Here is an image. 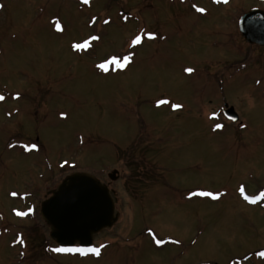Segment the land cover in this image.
Instances as JSON below:
<instances>
[{"label": "rangeland", "instance_id": "1", "mask_svg": "<svg viewBox=\"0 0 264 264\" xmlns=\"http://www.w3.org/2000/svg\"><path fill=\"white\" fill-rule=\"evenodd\" d=\"M211 2H9L0 15V264H264V199H244L264 192V49L238 31L264 0ZM124 55V68L97 67ZM226 104L242 127L225 119ZM74 173L115 191L120 218L95 237L98 255L53 251L40 216Z\"/></svg>", "mask_w": 264, "mask_h": 264}, {"label": "water", "instance_id": "2", "mask_svg": "<svg viewBox=\"0 0 264 264\" xmlns=\"http://www.w3.org/2000/svg\"><path fill=\"white\" fill-rule=\"evenodd\" d=\"M239 28L247 43L264 46V11L252 10L245 14ZM225 108L227 119L239 120L232 107L226 104ZM118 174L113 171L109 178L116 181ZM113 195L108 186L93 175L67 176L41 204L40 216L49 227L50 239L59 247L91 249L95 237L112 229L119 221L120 213Z\"/></svg>", "mask_w": 264, "mask_h": 264}, {"label": "snow or ice", "instance_id": "3", "mask_svg": "<svg viewBox=\"0 0 264 264\" xmlns=\"http://www.w3.org/2000/svg\"><path fill=\"white\" fill-rule=\"evenodd\" d=\"M82 2L84 4H88L90 2V0H82ZM224 3H227L228 0H223ZM199 12L203 13L205 12V9L203 8H199L198 9ZM57 28L59 29L60 28V25L57 24L56 25ZM148 37L150 39L154 38V34L153 33H149L148 34ZM93 39H98V37H93ZM87 42H85L86 44ZM141 43V37L139 35H137L134 39L131 40V45L132 46H136V45H139ZM85 45H82V44H74V48L76 49H80V48H83ZM122 60L123 62H121L120 59H118L117 57H112L110 61L108 62H105V63H100L99 65H97L98 68H100L101 70H104V71H107L108 68H107V64L108 63H111V64H115L118 68H124L131 60V56L130 55H124L122 57ZM185 71L187 72H192L193 69L191 68H188L186 69ZM18 96V94H17ZM4 97L3 95H0V100H3ZM174 108H178V107H181L180 105H173ZM64 115V114H62ZM222 125L220 124H217L216 125V128H221ZM33 148H35L36 146L33 145L32 146ZM239 191L241 192V194L244 193V189L243 187H241L239 189ZM200 196H205V197H211L212 199H216L217 198V194H214L213 192H200L198 193ZM244 199L250 203H253L255 204L258 200H261V199H264V192H261L259 196H255V197H250V196H247L245 195L244 196ZM157 243H160L159 241H157ZM53 251L57 252V253H67V252H85V251H90V252H93V253H96L97 255L99 254V249L97 248H91V249H82V248H65V247H57V248H54L52 249ZM261 256H264V252L260 253Z\"/></svg>", "mask_w": 264, "mask_h": 264}, {"label": "flooded vegetation", "instance_id": "4", "mask_svg": "<svg viewBox=\"0 0 264 264\" xmlns=\"http://www.w3.org/2000/svg\"><path fill=\"white\" fill-rule=\"evenodd\" d=\"M12 0H0V15H1V13H2V11H5V10H7V9H9V6H10V4H9V2H11ZM24 1H26V0H24ZM113 1V0H112ZM201 1H203V2H208V0H201ZM213 2H211L212 3V5H214V6H216V7H222V6H225V3H220V2H218L217 0H212ZM79 2V1H78ZM117 2H121V0H119V1H117ZM191 2H192V0H191ZM227 4V3H226ZM9 11V10H8ZM238 31H239V23H238ZM239 34H240V31H239ZM241 35V34H240ZM242 37V36H241ZM243 39V38H242ZM245 41V40H244ZM245 43L247 44V45H249V46H251V48H261V49H264V46H258V45H251V44H249V43H247L246 41H245ZM241 62V61H240ZM246 62V61H245ZM244 63V62H243ZM244 65H250L248 62L247 63H245ZM223 112V111H222ZM237 127H242V121H239V122H236V123H234ZM137 146L139 145L140 146V143H138V144H136ZM138 146V147H139ZM131 153H130V151L129 152H127V155L129 156ZM132 154H133V152H132ZM146 153L143 151L142 152V154H140L141 155V157L140 158H144V155H145ZM126 155V156H127ZM127 156V157H128ZM139 156V155H138ZM152 168L150 167V166H148L147 164H145V167H144V177H147V175H150V174H147V173H149V170H151ZM144 177H143V175H142V173H141V175H139V177L137 178V180H139V181H146V179H144ZM144 179V180H143ZM148 180V179H147ZM139 184H141V182H138ZM112 192L114 193V197H115V191H113L112 190ZM116 198V197H115ZM64 254V253H63ZM86 255H89V254H81V256H86Z\"/></svg>", "mask_w": 264, "mask_h": 264}]
</instances>
